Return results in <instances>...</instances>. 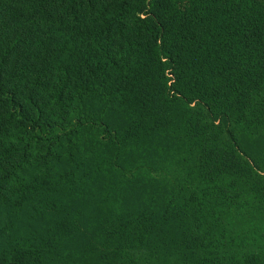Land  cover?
I'll list each match as a JSON object with an SVG mask.
<instances>
[{"label": "trees", "instance_id": "16d2710c", "mask_svg": "<svg viewBox=\"0 0 264 264\" xmlns=\"http://www.w3.org/2000/svg\"><path fill=\"white\" fill-rule=\"evenodd\" d=\"M0 264H264V0H0Z\"/></svg>", "mask_w": 264, "mask_h": 264}, {"label": "rangeland", "instance_id": "374dc122", "mask_svg": "<svg viewBox=\"0 0 264 264\" xmlns=\"http://www.w3.org/2000/svg\"><path fill=\"white\" fill-rule=\"evenodd\" d=\"M197 108V106H194ZM198 115V112H197ZM126 123H120L118 134L121 136L126 129ZM98 132L88 131L85 133L84 130H78V139L76 141L78 150L76 154H73L75 159L74 166L70 169L64 170V166L67 163V159L63 158L60 164L56 165L57 174L60 171H66L68 178L71 179V185H67L60 194L61 200H76L81 197V189L86 183H97V186L106 184V182L113 180L114 177H122L123 173L117 171L112 166L113 154H114V140L104 138L100 140ZM119 136V137H120ZM119 141V140H117ZM120 142V141H119ZM80 151V152H79ZM187 156V154H186ZM124 152L116 160V164L122 167V160ZM187 164L179 167H171V170L167 171L171 178L181 177L187 174L191 170V160L186 161ZM130 173L138 176L143 182L153 186L157 191L162 188L170 189V184L166 179V176L160 174H148L147 171L138 169L136 167L129 168ZM102 187V186H101Z\"/></svg>", "mask_w": 264, "mask_h": 264}]
</instances>
